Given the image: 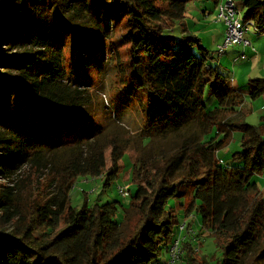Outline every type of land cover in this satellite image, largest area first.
Listing matches in <instances>:
<instances>
[{
    "label": "trees",
    "instance_id": "16d2710c",
    "mask_svg": "<svg viewBox=\"0 0 264 264\" xmlns=\"http://www.w3.org/2000/svg\"><path fill=\"white\" fill-rule=\"evenodd\" d=\"M192 1L197 0L18 2L0 49V264H156L178 235L177 216L167 210L171 199H185L189 210L200 200L202 221L214 227L222 250L215 264H246V250L264 240V198L250 184L264 167V128L240 115L244 97L188 30ZM243 4L245 20L264 33V0ZM93 10L109 23L123 22L128 54L122 88L145 96L148 131L175 138L173 149L156 157L161 165L150 175V192L123 236L128 210L118 220V202L89 205L86 199L80 209L71 204L76 182L97 175L93 151L101 134L56 140L65 129L61 122L94 118V95L88 85L69 79L54 16L88 24ZM99 50L89 62H99ZM249 86L251 100L264 95V79H251ZM206 89L218 103L211 111ZM29 115L35 124L26 121ZM215 128L223 139L206 140ZM234 131L240 132L241 152L232 158L243 166L226 167L217 154ZM118 173L113 164L104 187ZM182 250L188 264H208L196 257L191 240Z\"/></svg>",
    "mask_w": 264,
    "mask_h": 264
},
{
    "label": "rangeland",
    "instance_id": "374dc122",
    "mask_svg": "<svg viewBox=\"0 0 264 264\" xmlns=\"http://www.w3.org/2000/svg\"><path fill=\"white\" fill-rule=\"evenodd\" d=\"M224 1L227 0L190 2L187 6L186 26L190 32L196 33L202 44L215 55L214 66H218L221 70L220 73L232 80L235 77L234 70L242 69L245 64L247 68L248 62L257 56H255L251 46L247 47L245 51L241 45L229 48L225 54L218 56V47L224 42L222 38L224 37L225 25L217 19L216 3H223ZM234 1L240 14L245 15L244 0ZM196 14L198 15L195 16ZM90 20L91 22L88 24L76 23L59 15L54 16L55 29L62 35L65 47L64 53L67 58L69 79L81 85H88L90 92L94 95L90 109L94 118L73 116L69 120L61 122L65 129L56 140L62 136L61 140L66 142L79 140L95 130L101 134L96 138L98 147L93 151L97 175L80 178L76 182L70 193L71 204L80 209L86 199H88L89 205L118 202V220L121 219L125 210H128L127 220L121 230L123 236L136 222L138 208L143 198L150 192V175L154 173L153 168L161 165L160 161H156V157L162 152L172 150L175 145V138L174 135H154L148 131L151 123H147L144 114L147 107L145 96L135 92L129 93L122 88V70L128 54V47L125 46L122 37L125 33L123 22L120 24L109 23L104 16L100 17L95 10H93V15H90ZM106 33L108 34L106 35ZM106 36L109 38L107 41H103ZM248 40L258 52L261 53L264 50V33L251 28ZM218 41L221 43L216 48L215 43ZM104 42L108 44L106 49ZM97 47H100L99 62H89L91 53L94 54ZM242 53H244L246 61L239 59L233 62ZM252 76V78L264 79V71L261 74L260 72L255 75L252 74ZM235 88L245 99L241 108L246 111V122L255 127L264 128V95L253 101L249 98L248 94L251 88L247 83L242 85V83L237 82ZM204 99L208 110H214L218 106L216 98L209 89H206ZM33 119L34 116L29 115L26 121L35 124ZM73 121L75 123H72ZM223 137L224 133L219 134L215 128L209 133L206 140H219ZM237 152H241V135L239 131H234L231 133L230 141L221 148L218 158L226 167L243 166L242 162H236L232 158L233 154ZM141 162L142 168L138 169L137 165H141ZM113 164H117L119 167L118 177L111 186L104 187L106 171ZM251 183L257 186L264 198V167L260 173L252 176ZM125 187L127 196L123 197L119 189ZM184 204L185 199H171L167 205V210L171 209L177 216L178 222L181 225L185 224L186 231L180 235L186 236L185 241L191 240V244L197 251L196 257H204L208 264H215L222 257V250L219 249L212 234L214 227L203 223L199 214L200 200L197 199L196 204L190 210H187ZM179 245L181 257L177 264H188L186 258L182 259L184 241H181ZM244 261L246 264H264V240L246 250ZM169 262L170 256L164 250L161 259L156 264H169Z\"/></svg>",
    "mask_w": 264,
    "mask_h": 264
},
{
    "label": "built area",
    "instance_id": "2783aa9c",
    "mask_svg": "<svg viewBox=\"0 0 264 264\" xmlns=\"http://www.w3.org/2000/svg\"><path fill=\"white\" fill-rule=\"evenodd\" d=\"M217 19L225 25L224 42L217 50V53L220 56L225 54L229 48L238 45H250V42L245 39V36L250 33L251 28H255V26L252 21H246L244 15L240 14L234 0H227L223 3L221 2L217 6ZM119 192L123 197L127 196L126 187L120 188ZM184 231H186L185 224H180L178 235L169 249V264H177L180 261L181 247L179 244L181 241H185L186 238L185 235H180V233H183ZM176 246L177 248L175 249Z\"/></svg>",
    "mask_w": 264,
    "mask_h": 264
},
{
    "label": "crops",
    "instance_id": "0c3cea01",
    "mask_svg": "<svg viewBox=\"0 0 264 264\" xmlns=\"http://www.w3.org/2000/svg\"><path fill=\"white\" fill-rule=\"evenodd\" d=\"M220 4V2L218 3H216V11H217V6ZM198 14H196L195 16H197ZM187 20V19H186ZM186 25H187V22H186ZM225 29V28H224ZM257 32H259V31H257ZM194 34H196V33H194ZM197 35V34H196ZM248 35H249V33L245 36V38H246V40H248ZM223 36H224V31H223ZM223 40H224V37L222 38ZM249 41V40H248ZM221 43V41H218V42H216L215 44H216V48H217V45H219ZM242 47H244L245 48V51H246V48L247 47H252V50L254 51V54H255V56H257L256 58L255 57H253L252 59H251V61H249L248 63V67L246 68V64H245V66L242 68V69H240V68H238V70H234L235 71V77H234V79H229L228 77V80H229V82H230V85L234 88V89H236V91L238 92V90H237V88H235V84L237 83V82H239V83H242V85H243V83H247V85H249V81L251 80V79H261V78H252L253 76H252V74H258V72H260V74L264 71V50H262L263 51V53H262V51H261V53L260 52H258L257 50H256V48H254L253 47V45H252V43L250 42V45H248V46H244V45H241ZM244 52V51H243ZM258 53H259V55H258ZM219 56V55H218ZM244 57V58H243ZM239 59H242V60H244L245 59V61H246V58H245V56H244V53H242L241 55H239V57H236L234 60H233V62H235V61H238ZM221 65V64H220ZM222 67V66H221ZM217 68H218V66H217ZM223 68V67H222ZM224 69V68H223ZM218 71L220 72L221 70L218 68ZM258 71V72H257ZM223 75V74H222ZM263 79V78H262ZM240 93V92H239ZM249 95V94H248ZM245 97H246V95H245ZM239 110L241 111L240 112V115H242V114H246L245 112L246 111H243V108H240V109H238V112H239ZM237 114V113H236ZM264 118V117H263ZM246 121V120H245ZM220 153V152H219ZM218 153V154H219ZM218 154H217V156H218ZM187 205V203H186V201H185V204H184V206H186ZM187 209V208H186ZM188 210V209H187Z\"/></svg>",
    "mask_w": 264,
    "mask_h": 264
},
{
    "label": "water",
    "instance_id": "95a60500",
    "mask_svg": "<svg viewBox=\"0 0 264 264\" xmlns=\"http://www.w3.org/2000/svg\"><path fill=\"white\" fill-rule=\"evenodd\" d=\"M20 0H0V49L12 16Z\"/></svg>",
    "mask_w": 264,
    "mask_h": 264
}]
</instances>
